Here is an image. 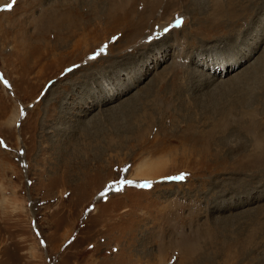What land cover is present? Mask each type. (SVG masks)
<instances>
[{
  "label": "rangeland",
  "instance_id": "obj_1",
  "mask_svg": "<svg viewBox=\"0 0 264 264\" xmlns=\"http://www.w3.org/2000/svg\"><path fill=\"white\" fill-rule=\"evenodd\" d=\"M65 1L73 20L63 36L94 60L62 49L54 61L49 38L21 54V36ZM124 1L0 0V264H264V166L229 160L231 144L250 138L233 127L257 92L261 55L224 74L221 61L245 48L241 22L204 27V0H189L187 15L183 0H153L151 12L147 0ZM148 12L167 23L165 44L151 43L152 20L130 40ZM253 15L249 32L264 7ZM32 46L50 52L40 75ZM143 158L163 160L164 175L133 179Z\"/></svg>",
  "mask_w": 264,
  "mask_h": 264
},
{
  "label": "bare ground",
  "instance_id": "obj_2",
  "mask_svg": "<svg viewBox=\"0 0 264 264\" xmlns=\"http://www.w3.org/2000/svg\"><path fill=\"white\" fill-rule=\"evenodd\" d=\"M148 2V8L149 11L151 12V9L154 7L155 2L153 3V0H147ZM158 1V0H155ZM168 2L167 5H172L171 0H166ZM186 1L185 3L187 4V10H182L183 14L182 15H187V12H190V9L188 6L189 5V0H183ZM227 1V2H226ZM204 0V9H202L201 12L202 18L199 19V24L202 22L203 24L206 22L208 25H203L204 27H209L212 28L213 32L216 30L220 31V29L226 24L230 26V31L232 32L236 30L239 26L242 25L244 26V30L242 33L243 38V44L245 45V48H241L240 51L241 55L239 57H234L231 58L229 62L221 61V63L218 65V68H222V70L225 71L224 74H227L228 72H233L237 70V68L242 65L249 63L252 58L254 60L257 58L254 62L255 65H257V68L259 67L260 71V76L258 77V87H257V92L250 98L249 104H251V107H245L246 110L240 111L239 109L237 112H242L245 121L241 126L238 127H233L236 129L237 132L239 131H245L246 133L249 134V139H244L242 141H239L237 143L231 144V156L229 157V160L231 161V164L234 166H238L239 168H245V169H252L254 172H259L262 170V167L264 166V75L261 74L264 72V19L263 21L259 22V24H255L254 28L248 31L250 29V26L252 25L253 21L251 19V16L253 14H256L257 12L261 11L264 7V0ZM235 1V2H233ZM59 4L57 5V8H53L52 11H47V13L43 14L42 16H39L38 18V29L36 31H32L30 33H24L21 36V40L17 41V48L21 51V54H25L28 47H30V43H45L47 41V38L55 40L56 45L55 47L51 49L50 51H54L52 55V58L54 61L57 58V56L62 54V49L67 50L66 52H70L67 54H72L74 51L79 50L76 52L75 57H88L89 54L91 53L89 49H86L85 47L80 48V45L76 43H71L72 41L65 38L64 35V30L69 31L71 23V19L73 18L72 16V6L68 1L64 2H58ZM199 3V0H198ZM125 1L122 0L121 6L124 7ZM54 6V5H53ZM184 6V5H183ZM192 6V4H191ZM200 7V6H199ZM128 10V9H127ZM191 10H195L193 7ZM211 10V11H210ZM130 12V11H129ZM133 12V11H132ZM131 12V13H132ZM142 13V12H141ZM165 14L161 15V19L165 18ZM254 16V15H253ZM139 17V16H138ZM142 17V18H141ZM153 17V18H152ZM151 13H143L142 16L139 17L138 24L134 28L135 30L132 31L136 34L132 33L130 34V40L133 41L134 38L137 36V33L139 34V30L141 28V20H152L155 21V23L158 24V28L156 31V36H158L156 39L157 41H151L153 44L156 42L159 43V41L163 42L164 44L166 43L164 40L167 38L166 36H161L162 31L165 28L167 23L159 22L160 19L158 17L152 15ZM103 18V17H102ZM36 20V19H35ZM73 20V19H72ZM241 22V23H240ZM37 24V23H36ZM254 24V23H253ZM258 25V26H257ZM35 26V27H36ZM132 26V25H131ZM203 27V28H204ZM124 30V29H123ZM207 30V29H206ZM208 31V30H207ZM245 31V32H244ZM128 32V31H127ZM212 33L211 31H208ZM248 32V33H247ZM63 33V34H62ZM82 33V32H81ZM69 34V33H68ZM70 36L67 35L66 37ZM73 36V35H72ZM76 37V36H75ZM23 38V39H22ZM71 38V37H70ZM79 38V37H77ZM84 38V36H83ZM231 39L233 40V47H237V45L240 43L239 39H234L232 36ZM58 40L60 42H58ZM73 40V39H72ZM80 40V39H78ZM77 40V42H78ZM135 41V40H134ZM167 41V40H166ZM239 42V43H238ZM84 43V42H82ZM151 43H146L142 45H137V47H145L146 44H151ZM32 45V44H31ZM87 46V45H86ZM32 50H30V58L32 61V64L39 66V69L37 71V74L40 75L42 69H43V60L45 56V49L42 50V47H31ZM136 48H133L136 49ZM15 49V47H14ZM243 49V50H242ZM99 56L101 54V49H99ZM49 51L46 52L47 55H49ZM257 54V56H255ZM46 55V56H47ZM58 56V57H59ZM255 56V57H254ZM48 57H46L47 59ZM66 58V57H64ZM62 58V59H64ZM60 59V58H59ZM196 62L195 64L200 65V66H207L209 63L202 60L200 56L195 57ZM94 60V59H93ZM93 60L86 59V64H90ZM72 62V61H71ZM75 64V62H73ZM115 63V61L113 62ZM111 63V65L113 64ZM201 63V64H200ZM205 64V65H204ZM252 65V64H250ZM76 68H73L71 71V74L76 73ZM46 73V72H45ZM42 76V75H41ZM163 78V77H161ZM237 78V77H236ZM222 82V81H220ZM224 82V81H223ZM217 84V83H216ZM223 84V83H222ZM122 92V90H121ZM114 95V94H113ZM118 97L117 93L114 98ZM257 97V99L255 98ZM247 100V99H246ZM237 101L239 100H234L233 103H238ZM240 103V102H239ZM235 106V105H233ZM248 106V105H247ZM241 107V106H240ZM238 107V108H240ZM233 108V107H232ZM244 108V107H243ZM231 109V108H230ZM234 109V108H233ZM259 111L261 114H263L262 117L256 118L254 116V113ZM232 110V109H231ZM236 110V109H235ZM234 110V111H235ZM242 110V109H241ZM233 113V112H232ZM17 117V116H16ZM16 119V118H15ZM225 120V119H224ZM235 121H238L235 119ZM237 123V122H236ZM138 125L135 126V130L140 132L141 134H144L143 131H146L148 128L149 123L148 122H137ZM223 124V118H221L220 121L215 123L216 128H220ZM232 124L234 125L235 123ZM238 124V123H237ZM134 127V126H133ZM210 137H207V142L209 141ZM213 140V137L211 138V141ZM206 144V143H205ZM210 142L207 143V146H209ZM194 154L199 153L198 150L193 149L192 151ZM204 156H207L204 151H202ZM192 154V155H194ZM211 157H220V156H215V154L211 153ZM209 156V157H210ZM208 157V156H207ZM221 158V157H220ZM222 159V158H221ZM240 168V169H241ZM164 162L163 160L159 159H149V158H143L141 159L136 167H135V174L133 179L136 180H146L148 181L149 179H156L159 178L160 176L164 175ZM250 171V170H249ZM161 173V174H160Z\"/></svg>",
  "mask_w": 264,
  "mask_h": 264
},
{
  "label": "snow or ice",
  "instance_id": "obj_3",
  "mask_svg": "<svg viewBox=\"0 0 264 264\" xmlns=\"http://www.w3.org/2000/svg\"><path fill=\"white\" fill-rule=\"evenodd\" d=\"M8 7H11V5H8ZM181 23H182V18H177L175 20V24L176 25H180ZM169 27H171V25H169ZM164 31L167 32L168 31V28H165ZM103 50L104 49L101 48L100 51L103 52ZM5 83H7V81H5ZM21 114L23 115V111H22ZM2 143L3 142L0 141V144H2ZM164 179H166V180H183L184 179V174H181V175H178V176H168V177H164ZM29 183H31V182L29 181ZM117 183L118 184H121V185H125V184H132L133 181H129L127 179H124V180L117 181ZM139 186L140 187H151V183L150 182H145V183H143V184H141ZM117 190H119V189H117ZM100 195L103 197L104 193L102 192ZM41 243H44V241H41ZM89 247H92V246L89 245Z\"/></svg>",
  "mask_w": 264,
  "mask_h": 264
}]
</instances>
